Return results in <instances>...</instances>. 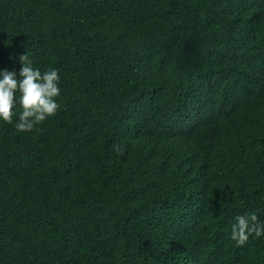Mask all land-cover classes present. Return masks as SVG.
Masks as SVG:
<instances>
[{
  "label": "trees",
  "instance_id": "1",
  "mask_svg": "<svg viewBox=\"0 0 264 264\" xmlns=\"http://www.w3.org/2000/svg\"><path fill=\"white\" fill-rule=\"evenodd\" d=\"M25 52L60 108L0 121V264H264L230 239L264 223V0H0Z\"/></svg>",
  "mask_w": 264,
  "mask_h": 264
},
{
  "label": "clouds",
  "instance_id": "2",
  "mask_svg": "<svg viewBox=\"0 0 264 264\" xmlns=\"http://www.w3.org/2000/svg\"><path fill=\"white\" fill-rule=\"evenodd\" d=\"M19 63L18 74L0 68V121L12 124L17 117L16 130L31 132L59 110L56 98L61 91L60 75L55 68L41 71L34 67L26 52L19 57ZM144 105L145 102L141 101V109ZM18 106L21 109L19 113L16 112ZM250 236L264 237V223L254 212L237 215L231 225L230 239L236 246L243 247Z\"/></svg>",
  "mask_w": 264,
  "mask_h": 264
}]
</instances>
